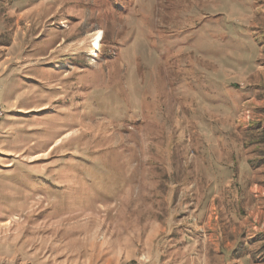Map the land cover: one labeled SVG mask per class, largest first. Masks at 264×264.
<instances>
[{"label": "rangeland", "instance_id": "obj_1", "mask_svg": "<svg viewBox=\"0 0 264 264\" xmlns=\"http://www.w3.org/2000/svg\"><path fill=\"white\" fill-rule=\"evenodd\" d=\"M0 104V264H264V0H0Z\"/></svg>", "mask_w": 264, "mask_h": 264}, {"label": "bare ground", "instance_id": "obj_2", "mask_svg": "<svg viewBox=\"0 0 264 264\" xmlns=\"http://www.w3.org/2000/svg\"><path fill=\"white\" fill-rule=\"evenodd\" d=\"M89 40L90 42H92V49L93 50H98L100 49V45H101V32L100 31H95L92 34L89 35ZM44 75V74H43ZM45 77V75H44ZM44 109V108H43ZM69 127V126H68ZM59 142V140L57 141V143ZM52 149V148H51Z\"/></svg>", "mask_w": 264, "mask_h": 264}, {"label": "built area", "instance_id": "obj_3", "mask_svg": "<svg viewBox=\"0 0 264 264\" xmlns=\"http://www.w3.org/2000/svg\"><path fill=\"white\" fill-rule=\"evenodd\" d=\"M4 114L5 113H4V111H3L2 107H1V104H0V123L3 120Z\"/></svg>", "mask_w": 264, "mask_h": 264}, {"label": "crops", "instance_id": "obj_4", "mask_svg": "<svg viewBox=\"0 0 264 264\" xmlns=\"http://www.w3.org/2000/svg\"><path fill=\"white\" fill-rule=\"evenodd\" d=\"M13 102H15V101H13ZM262 127H264V125Z\"/></svg>", "mask_w": 264, "mask_h": 264}]
</instances>
